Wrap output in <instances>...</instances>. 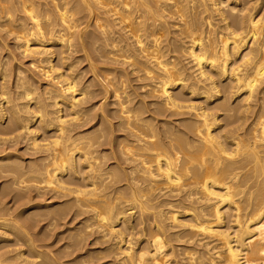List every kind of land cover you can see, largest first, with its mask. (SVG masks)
<instances>
[{"label": "bare ground", "instance_id": "bare-ground-1", "mask_svg": "<svg viewBox=\"0 0 264 264\" xmlns=\"http://www.w3.org/2000/svg\"><path fill=\"white\" fill-rule=\"evenodd\" d=\"M225 2L0 0V29L14 33L21 53L35 55L31 64L50 82L37 95L30 78L17 70L11 93L1 82L8 73L0 60V128L24 135L30 152H40L39 162L31 158L27 167L11 153L0 155V176H11L14 196L24 200L29 184L38 194L71 191L75 203L94 214L101 237L114 239L109 247L115 246L118 264H264V16L253 14L257 3L237 8ZM199 13L204 20H197ZM91 24L95 31H87ZM51 40L67 50L88 46L121 67H102L98 77L91 60L93 80L81 84L72 61L53 62L52 45L45 44ZM181 53L190 70L181 64ZM125 65L137 74L144 88L140 97L148 101L127 90ZM243 89L241 102L234 101L240 103L237 116L257 103L262 107L254 122L249 119L248 137L236 125L226 130L233 120L222 123L227 128L218 123L230 116L219 112L234 108L229 98ZM93 108L99 112L91 117ZM34 114L39 128L56 127L45 144L33 137ZM165 114L186 117L177 124L154 123ZM107 155L112 163L105 167ZM75 173L85 181L83 189L64 186L65 176ZM15 216L0 215V239L8 227L21 228ZM141 237L144 246L135 247ZM25 241L34 250L31 239ZM22 254L18 249L12 256Z\"/></svg>", "mask_w": 264, "mask_h": 264}, {"label": "rangeland", "instance_id": "rangeland-1", "mask_svg": "<svg viewBox=\"0 0 264 264\" xmlns=\"http://www.w3.org/2000/svg\"><path fill=\"white\" fill-rule=\"evenodd\" d=\"M235 1L234 0H227V2H225V4H223V5H226L228 3L233 4V2H234L235 5H237V8L240 7L241 4H243L241 7L247 8V7L251 6L250 8H253L254 5L257 3V5L255 6V9L253 10L254 11L253 14L256 16L258 15L257 17H259V16L263 17L264 16V7H263L264 0H261V2L263 1V3L259 2L260 0H258V1L256 0L257 2L255 1V4L253 2L254 5L252 4V2H249V1H254V0H242V1L241 0H235ZM244 1H246V2H244ZM245 3H247L246 4L247 6L246 5L244 6ZM258 4H260V5H258ZM257 6L259 8H257L258 10L256 11ZM246 8L242 11L243 14L247 13L248 9H246ZM260 8H262V9H260ZM259 10H261V12ZM15 13L19 14L20 12L15 11ZM201 13H203L204 16L209 15V14L204 13V12H201ZM201 13H199V15L198 14L196 15V17L198 18V19L196 18L197 20H200V19L204 20L203 19L204 16ZM205 14H207V15H205ZM213 19H214V21H213ZM216 19H217V16L214 15L212 17V23L217 24ZM263 20H264V17H263ZM90 26H92V27H89L87 29V31L92 32L93 29L95 31L93 24H91ZM43 27H45V26H43ZM13 34L14 33H7L6 31L0 29V44H1V46H0V55H1L0 60L1 61L3 59L5 60L3 67L6 68L7 73H8L7 77L4 78V81L1 80V82H5V84L7 83L6 87L9 90L12 89L15 91L13 82H14V80H16V76H17L16 71L22 69L21 70L22 73L20 76L22 78H24V77L27 79L30 78L28 80L30 82L32 81L33 86L35 87V90L37 92V95H41L45 89V88H43V87H45V84L50 83V82L48 80H46V78H43L42 76H40L41 74L35 69V66L31 64L30 61L35 58L34 57L35 55L30 56V55L21 53L22 51L19 48H16L17 44L15 45V42L17 43V40L15 38H13L14 37ZM45 44L52 45V46H48V47H50V50L52 51L51 59L54 60L53 61L54 63L60 64V63H64L65 61L67 63H69V62L71 63V61H72V65H74V67H73L74 73L79 74V75H77V74L76 75H77V79L80 80L81 84L84 81H85L84 84H89L88 81L90 82V80L91 81L93 80L92 76H91L92 75L91 68H90V65H88L91 62V60L94 61V62H92L93 66H95V65L97 66L96 67L97 70L95 71V73H96V75L98 74L97 75L98 77H100V75L104 74L105 69L109 70L110 69L109 67H111V69H113L114 66L116 68L121 67V63L120 62L118 63V60H117L116 65L113 63L110 64L111 62L106 63L105 61H107V59H108V61L112 60V62H115V63H116V60L114 59V61H113L112 56L110 57L109 55L108 56L106 55V57H105L104 55H101L100 53H97L96 51H94L95 49L94 50L90 49L88 46H86L87 50L82 51L79 49L67 50L65 48V46L60 45L57 41H56V43L52 44V40H51V43L49 41V43L45 42ZM56 44H58V45H56ZM96 47H97V45H96ZM59 52H61V53H59ZM86 52H88V54ZM58 54H62V55H58ZM99 55L103 56L104 58H101ZM61 56H63V58ZM64 56H66L68 58L66 60H64V58H65ZM89 57L91 58L90 60H88ZM107 57L111 58V60ZM61 59H63L64 62L63 61L61 62ZM179 60L181 61V64L185 67V69L187 67L189 69L191 62L189 61V58L186 57V55L181 53V55L179 56ZM108 64H110L112 66H109ZM119 64H120V66H117ZM60 65H62V64H60ZM107 66H108V68H106ZM102 67H105V69L104 68L102 69ZM125 67H126V65H125ZM119 68H117V69H119ZM126 69L128 70L129 75H130V73L131 74L133 73L132 75L127 76V79H126L127 80L126 81L127 90L130 89V91H133V93L135 95H137L136 96L137 98L135 97L136 100H140V99L143 100L144 99V100L148 101L149 98L144 97L145 95L144 96L142 95L143 97H140V94H142L144 88L140 87L139 84L141 81L139 79L138 80L136 79L137 74L135 75V72H131L129 67L128 68L126 67ZM188 69H187V71L190 70V69L189 70ZM61 70H62V68H60L58 71H61ZM224 82H226L225 79H224ZM91 87H93V85ZM12 90H10L11 93L13 92ZM221 94H222V92L219 93L218 95H221ZM241 94H242L241 98L243 99V95L246 94V89H243V92L234 93V95L229 98V100L231 99L230 100V103L232 104L231 107L232 108L234 107L235 109L233 108L234 110L231 109V111H229V112H219L220 115H222L224 113H227L230 115L229 116L227 114H224L225 116L222 118H225L226 115L229 116L230 118L226 117L227 118V119L225 118L226 121H224V119L220 120V119H222V118H220L219 119L220 122H218V123L220 125H223L227 122V126H228V124L236 122V124L233 123L234 125L233 124H231V126L229 125V128L226 130H230V128H233V126L236 125L237 127L236 126L235 127L238 128V130H239L238 133H241L245 137H248L245 135V133H246L245 131H247L248 129L250 131V128H251L250 125L253 124L254 119H256L257 114L262 110V107L260 109L257 108V105L259 103H257L256 106H253L251 108V110H253V113L250 112L251 110L247 112V114H251V116L250 115L247 116V114L243 115V112L241 111L240 116L243 119L245 118V120H243V122L240 121L242 119L240 118L239 115H238L239 117L237 116V113L240 112L238 109L239 108L238 105H240V103L239 102L235 103L234 101L235 100L240 101L239 99H241V98L238 99V95L240 97ZM99 95L97 93L98 97L96 95L95 96L99 99V97H100ZM96 97H95V99L92 98L91 101L95 102L96 100H98ZM235 97H237V99H235ZM254 101H252V103ZM232 102H234L235 104ZM148 107L151 109V106H148ZM31 108H33V105H31ZM95 108H97V107H95ZM95 108H93L91 110V117L94 116L96 114V112H99ZM232 112L234 114L236 112V114H235L236 116L233 115ZM147 113L148 112H146V113L144 112V115H148ZM166 114H168V113H166ZM166 114L163 117L162 116H159V117L155 116L157 120L155 119L156 122H154V123L161 126L162 123L160 122V120L166 119V120H170V121L172 120V122H173L172 124H174V123L177 124L178 119H180L182 117H186L185 115L184 116H182V115L178 116L177 115V117H176L175 115L170 116V115H166ZM231 116L233 117V119H231L232 118ZM234 116H235V118H238L239 123L242 122V124H241L242 126L239 125L240 128L238 127L239 123L237 122V119L234 121V119H235ZM35 117H37V115L35 116V114H34V117L31 118L30 123H29V126H31V129L34 132L33 137H36L38 141L40 140L39 144H41V143L45 144L46 142H48L47 140H49V141L51 140L50 138L53 139L52 135L54 134L53 132L55 131L56 127L53 126L50 130H46L47 131L46 132L45 131L46 128H44V129L39 128V123L37 122V119ZM248 117H250V118H248ZM228 119H231V120H228ZM247 119L248 120L250 119L253 122L250 123L251 121L250 120L248 121ZM232 120H233V122H232ZM4 121L5 120H1V122H4ZM95 121H96V119H95ZM230 121H231V123H230ZM113 122L114 123L116 122L115 119L113 120ZM245 122H246V124H245ZM33 124L35 125L36 130L34 129ZM36 125L38 128H36ZM223 126H224V128L225 127L227 128L226 125H223ZM241 127H242V130H240ZM246 127L248 129H246ZM83 128L84 127L76 128V131L82 130ZM6 129L7 128H5V132H2L4 130H1V128H0V152L2 151L0 153V155H4L6 152L8 154L11 153L10 157L12 156L11 158L13 160L14 159L19 160L18 163L21 161L20 163L22 164V166L24 165L26 167L28 165H30L31 162L35 161V159L37 160V158L40 157V152H36V153L30 152L32 150L29 148V146H28L29 144H27V142L29 141L27 137H24V135H22L23 136V138H22V136L18 135V133L16 131L14 133L13 132L10 133ZM249 131L246 133L247 135L248 134L250 135ZM46 133H47V135H46ZM113 133L115 135L116 133H119V132L116 131ZM48 134H49V136H48ZM50 135L52 137H50ZM26 146H28V147H26ZM105 146H106V144H105ZM2 149H4V151ZM105 149L107 151H105L104 154L107 153L109 155L108 145L105 147ZM32 155H34V156H32ZM108 155H107L108 158H106V156H104L105 158L102 159V161L104 159H106V160H104L105 163L102 162L105 167L107 165H109L110 163H112V160H109L110 155L109 156ZM17 156H18V158H17ZM31 158H33V159L35 158V159L33 160ZM30 160H33V161H30ZM26 162H28V164H25ZM36 162H39V160H37ZM6 163H9V161ZM6 174L4 173V177H3V175L0 176V206H1L0 207V213L3 214V216H5L6 218H8V217L10 218V217H13L16 215L15 218H16V220L19 218L17 221H18V225L21 228L15 227L16 229L15 228L13 229V226H12V227H8L5 230L6 232H5L4 238L0 239L1 240L0 241V254H2V255H0V257H1V260L3 259L2 261H4V262H1V264L2 263L3 264H17L18 262H19L18 264H118V260H117L118 256L112 252V251L115 252V250H116L115 246L113 245L114 247L112 246V248L109 247L110 244L111 245L114 244V242H115L114 239H112L111 237H104V236L101 237L102 234L101 233L99 234L100 229L98 228L96 220L92 217V215L94 216V214L91 213V211H86V209L83 210V208L87 207V206L84 207L86 204H84L83 208H82L81 207L82 203L80 205H78V203H75L74 195L72 194L71 191H68V190H66V192L65 191H63V192L58 191V193H56V190H54L55 192L52 190H50V191L42 190L38 194L37 191L34 190L35 191L34 192L33 190H31L33 188L30 187L31 184L28 183L29 184L27 186L28 188H26V190L24 191L25 192L24 197L27 198V199L24 198V200L26 202V204H25L24 200L22 199L23 197L20 200V197H18L17 193H16V197H18L19 199H17L14 196L15 190H13V188H11V184L9 183V179L11 180V176L7 175V177H6ZM32 176L33 175H31V177ZM29 177H30V174H29ZM65 177L67 178V180L65 179V185L64 186L67 185L66 187L68 189L73 190V188H77V189H83L84 188V185H85L84 182L85 181H83L81 178H79L78 173H75L73 176H68V177L65 176ZM7 184L10 186H8ZM86 189H88V187H86ZM106 191H108V188L106 189ZM14 198H16V199H14ZM13 208H16V210H14ZM87 210H90V209L87 208ZM6 213H9V214L7 215ZM21 218H22V220H21ZM27 219H28V221L30 219V221H29L30 223H28ZM21 221H22V224H21ZM31 228H33V229H31ZM27 237H28V239H31L32 245L34 246V250H31L29 248V246L27 245V243H26L27 241H25V240H28ZM135 237H137V236H135ZM142 238L143 237H141V239H139L137 242H135V247H137V245L144 246V242L142 241ZM135 239L136 238H134V236H133V241H135ZM20 243H22V244H20ZM136 243H138V244L136 245ZM18 249L23 253L22 257H21L22 259L17 258L18 256H16V257L12 256V255H15V250H18ZM113 249H115V250H113ZM180 250H182V248H180ZM2 251H4V252H2ZM23 255H26L27 257L26 256L24 257ZM33 256L35 257V259ZM5 258L8 260H6ZM15 259H16V261H15ZM24 259L26 260V262L22 261ZM28 259H29V261H28Z\"/></svg>", "mask_w": 264, "mask_h": 264}]
</instances>
